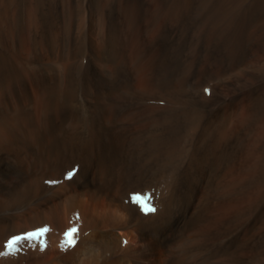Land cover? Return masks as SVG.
<instances>
[{
	"label": "bare ground",
	"instance_id": "1",
	"mask_svg": "<svg viewBox=\"0 0 264 264\" xmlns=\"http://www.w3.org/2000/svg\"><path fill=\"white\" fill-rule=\"evenodd\" d=\"M43 227L0 264H264V0H0V252Z\"/></svg>",
	"mask_w": 264,
	"mask_h": 264
},
{
	"label": "snow or ice",
	"instance_id": "2",
	"mask_svg": "<svg viewBox=\"0 0 264 264\" xmlns=\"http://www.w3.org/2000/svg\"><path fill=\"white\" fill-rule=\"evenodd\" d=\"M207 91V90H206ZM73 175L72 172H70L68 174V177L67 178H71ZM55 183V182H53ZM134 201L139 203L142 207H143V210L145 212H155L156 209L149 206L148 203H147V198H143V197H140V196H136L134 197ZM78 219V217H77ZM49 231V228L48 227H43L41 229H38L34 232H29L27 233L26 235H23V236H14L12 237L6 247H7V252H0V255H8V254H16V252L18 251V245H21L22 242H25V241H32V240H40L41 237L45 236V234ZM78 232V228L77 227H72L71 229H69L66 233H65V236H66V245L68 246H72L75 244V239H74V235L75 233ZM42 242V241H41ZM43 243V242H42Z\"/></svg>",
	"mask_w": 264,
	"mask_h": 264
}]
</instances>
